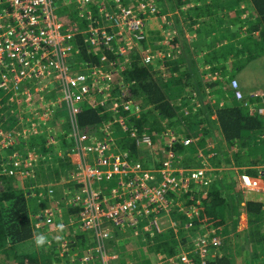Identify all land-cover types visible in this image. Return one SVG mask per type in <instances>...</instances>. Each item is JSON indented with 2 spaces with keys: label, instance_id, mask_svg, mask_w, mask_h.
Here are the masks:
<instances>
[{
  "label": "trees",
  "instance_id": "16d2710c",
  "mask_svg": "<svg viewBox=\"0 0 264 264\" xmlns=\"http://www.w3.org/2000/svg\"><path fill=\"white\" fill-rule=\"evenodd\" d=\"M163 1L165 3H174L173 0ZM176 1V4L179 5L184 3L182 1L186 2V0ZM187 2L198 5L194 12L195 21L207 19L208 25L211 21L220 28L224 27L223 24L232 25L237 31L229 35L227 38L228 43H226L225 39L220 38V45H217L218 49L215 46L218 41L211 43L213 37H210L209 43L211 44L208 43L210 49H203L207 46L206 44H200L201 34L197 30L193 32L195 36L193 38L190 37L191 45H189V48L185 43L184 47L180 49L177 39H172L167 42V45L172 47V56H169L172 59L163 58L161 66L153 65L155 62L154 57L149 63H146L135 52L131 58H128L129 51L126 52L122 57V59L124 57L126 58V56L128 58L125 61L124 70L119 75H113V79L110 80L115 86V89H113L110 95L113 93L120 94L121 91L116 86V83L121 80L127 86L129 97L141 102L139 108L146 110L136 116L128 117V121L133 123L131 125L137 128L138 133L145 131L152 137L155 152L157 151L156 143L160 144L158 145L159 152L160 148L163 151L160 156L156 155L158 159L161 156L164 157L168 151L177 155L186 148L189 150L185 151L186 153L192 152L196 155L197 146L203 147V141L205 140L200 139L196 141V145L194 146L190 144L183 147L178 142L171 143L168 146L162 138L156 137L154 134H159L164 130L163 128L168 127L173 133L185 131L186 134L192 133L196 137L199 135L198 133L201 134L203 132V137L206 138L208 135L204 133H208L207 128L201 127V125L202 122H209L205 120V116L210 114L214 115L215 122H213L216 124L217 131L223 140L228 143L230 148H234L237 143L242 148H247V154L245 152L244 155H236V157L241 159L242 157L250 156V159L248 158V165L257 166L263 157L264 138H262V135L264 133V116L257 113L255 109H264V95L261 97L243 96L240 101L234 97H230L229 100L227 94L230 91L225 84L230 82L229 78L232 79L234 77L233 73L237 76L246 66L250 68L249 62L254 60V56L258 57L264 54V0H189ZM128 4L133 5L132 2H128ZM228 12H232L231 15L233 18H227ZM93 20L97 21V16H93ZM190 20L195 24L194 20ZM79 22L87 25L85 19ZM224 28L228 30L227 26ZM151 34V31L147 30V38L141 42H148L149 35ZM241 34L245 35L239 37ZM239 38H242L240 39L241 44L236 48L231 41ZM81 44L78 39L75 46L77 45L80 48L82 55L87 57L88 60H94V54L92 52L88 53L87 49ZM192 52L195 53V57H193ZM228 60L235 62L234 64L228 65L227 69L229 70L230 68V72L224 69V63ZM206 70H208V73L211 71L213 75L221 74V78L223 79L219 83L217 80L212 83L213 87L216 86L214 88L217 95L216 99L213 102L211 101V103L203 104L201 103V97L204 94L203 91L207 87L210 88V84L208 85L205 82L208 81ZM171 87L173 92L180 93L179 100L181 103L177 106L170 101L169 96L174 95L168 92ZM4 100L5 98L2 99V101ZM252 109L255 112L253 114L250 113ZM11 110L12 112H9ZM59 110L61 109L57 111ZM18 111L19 109H0V112H2L0 130L5 132L15 128L16 134L12 138L18 142L9 145L5 150H1L0 156L11 155L18 152V150H21L20 152L32 151L34 156L40 153L46 156L49 151L55 150L60 146H67L64 150L66 152L71 148L70 145L73 144L74 137L71 134L73 124H76L79 129L86 132H91L93 127L99 128L102 135L104 126L117 117V115L110 112L97 110L88 105H82L79 112L70 120L68 117V109L62 108V116L67 120L65 125L54 121L49 126H41L40 129L39 127L35 128L33 125L36 123V120L23 123L24 119L19 116ZM125 113L127 112L120 108L118 116H124ZM35 114V111H31L30 117ZM162 122L166 123L164 125L165 127H162ZM65 127L69 130L67 135L65 133L61 134ZM110 130L116 136L121 151H128L133 160L139 161L145 167L153 166V156L155 155L150 152L151 150L149 151V149L138 146L135 140L129 138L117 125L109 127L108 131L110 132ZM49 137L54 139L53 143L50 142ZM194 147H196V151ZM14 156H16L15 158L20 166L26 164V161H21L18 155ZM2 159L4 160V158L0 157V160ZM6 161L13 166V158L7 159ZM226 162L230 161L228 160ZM64 167L70 169L71 165L65 162ZM1 173L2 170L0 168V184L1 181L3 183V188H0V264H53L54 262H60L62 258L60 259L58 257L57 259L56 254H53V252L40 253L38 255L26 247L25 243L33 237L34 230H36L34 229L36 220L30 216L32 213L30 205L32 202L38 209L39 204L36 202L37 199L29 200L22 189L14 187L11 184L10 177L2 176ZM249 173L251 175H257V171H249ZM224 174L225 172H223ZM193 187H191L192 192L186 194L187 200L191 199L192 196L194 197L193 201H189V203L182 197L170 196L174 203L182 201L185 206L195 204V208L191 212L193 215L194 231L199 229L214 231L212 236L224 238L219 246L221 249L218 248V250H215L210 246L206 264H236L235 255L231 252L233 250V247H231V239L233 238H230L226 234L227 230L225 227L223 228V223L227 221L226 218H228V213L232 208L230 204L238 205L237 202L234 203L231 200L229 195L230 187H228L225 181H216L214 178L210 179L204 185L196 184ZM225 192H228V195H225ZM257 197L260 198H247L243 206V211L248 220L249 230L247 236L252 239L258 238L252 242L255 247L251 262L252 264H264V195ZM196 200H198V204H196ZM48 201L44 200L42 207H45ZM171 210L170 217L177 224L176 227L169 228L161 233L151 230L141 232L143 234L141 237L130 236L128 238L133 242L131 246H133L134 250L130 260L143 259L142 264H159V257L161 260H165L179 254L182 249H185L187 246L186 239L188 237L186 235L187 230L183 225L188 221V217L185 216V211L184 213L180 212L175 205H173ZM77 212V209L69 208V213L73 219L76 218ZM65 222L67 223L68 221L66 220ZM71 229L69 235V228H67L66 249H68L69 254L77 253L78 257L83 259L81 253L84 249L91 247V244L88 243L91 235L89 236L87 233L75 230L72 231ZM121 234L124 233H121V231L114 232L112 234L113 237L106 243L112 244L114 239H118L119 242L117 244H121L120 239L124 238ZM125 234L131 235L132 233ZM237 239L239 238L237 237ZM61 243L63 242H59L57 246L59 247ZM148 244L149 247H147ZM119 250L115 249L113 251L118 254ZM127 256L129 257V254ZM81 259L80 261L75 260V262H69L80 264L82 263ZM95 260H88L87 263Z\"/></svg>",
  "mask_w": 264,
  "mask_h": 264
},
{
  "label": "built area",
  "instance_id": "2783aa9c",
  "mask_svg": "<svg viewBox=\"0 0 264 264\" xmlns=\"http://www.w3.org/2000/svg\"><path fill=\"white\" fill-rule=\"evenodd\" d=\"M71 1L81 6L90 2ZM127 1L133 5L117 3L115 14L102 8L99 16L97 15V21L87 15V28L80 29L74 22L61 20L63 14L59 11L60 0H0V94L17 97L26 92L23 95L30 99V82H54L61 90L62 103L68 108L70 120L79 112L80 104L84 102L90 107L108 102L106 99L116 95H110L115 89L110 80L113 75H119L124 70L125 61L128 59L127 56L122 59L123 55L129 51L133 42L147 38L146 27L156 10L154 0ZM76 5L75 7H81ZM113 29L123 30L127 34L130 32L131 40L119 43L118 35L116 37V34L111 32ZM78 39L88 53L94 54V60H88L82 55L80 48L75 46ZM142 59L149 63L152 57L144 55ZM123 85L121 80L116 83L120 91H126L127 86L124 88ZM229 87L236 100L242 99V92L235 79L230 80ZM123 93L119 94L125 99L120 108L127 113L121 116L122 118H116L113 125L120 127L138 146L151 149L155 155L153 166L145 167L139 161L133 160L128 151L119 152L118 148H115L116 138L113 136L112 139L108 131V128L113 126L111 122L104 126L99 139L90 143H86L91 140L88 132L73 124L71 134L74 137V147L63 155L67 157L66 163L75 169L70 181L74 190L66 193L68 199L65 204L78 210L76 218L74 221L68 220L67 223L61 221L57 228L51 211L44 213V210H48L47 207H43L36 215H31L36 220V228L45 227L50 233L58 229L63 232L64 240L60 244L62 250L66 249L67 228L70 222L76 225L75 231L91 235L95 244L84 251L81 259L84 263L96 258L100 259L102 264H107L116 258V255L109 256L105 251L106 242L113 237L110 224L117 226L121 233L139 225L140 228L133 231L136 237H141V232L150 230L161 233L163 230L161 226H157L156 217L168 218L173 205L177 206L180 212L188 211L182 206V201L174 203L170 195L183 198L191 192L192 184H201L206 180L207 165L201 164L202 167L198 169L179 167L178 155L171 151L166 153L165 161L156 166L158 153L154 151L152 137L145 131L138 133L137 128L131 125L133 123L128 121V117L136 116L141 110L126 99L127 94L124 91ZM94 95L99 96L102 101L91 103ZM112 106L113 104H110L109 109ZM256 112L263 115L264 109L259 108ZM159 136L168 146L174 142L182 146L194 142V138L187 134H183L179 140L168 131L161 132ZM50 142H54L52 137ZM206 158L200 155L201 161ZM15 162L13 166L20 167L18 161ZM10 173L13 172L9 171ZM260 173L264 175V156ZM24 174L29 173L25 171ZM110 183H114L116 189L104 196L99 184ZM52 188L49 186L41 195L42 198H37L36 202L43 203V198L52 196ZM168 224L170 228L176 227L172 220H169ZM184 227L190 230L194 228L192 218L188 217ZM202 231L203 233L195 239L193 248L189 246L185 251L165 260L159 257V264H206L210 246L219 247L221 242L212 236L213 231Z\"/></svg>",
  "mask_w": 264,
  "mask_h": 264
},
{
  "label": "rangeland",
  "instance_id": "374dc122",
  "mask_svg": "<svg viewBox=\"0 0 264 264\" xmlns=\"http://www.w3.org/2000/svg\"><path fill=\"white\" fill-rule=\"evenodd\" d=\"M155 1L156 0H154V2ZM187 1H189V0H186V2L182 1L184 3L179 5V4H176V2H177L176 0H173V2H174L173 4L167 3V2L165 3L163 0H159L161 6L163 8L165 7V11H163V13H161V10L155 4L156 10L154 13V17L151 18V20L148 22V26L146 27V29L150 30L152 33L151 35H149V41L146 43H142L141 41L140 42L139 41L133 42V44L130 46V49L128 52V58H131V56L133 55L134 52L136 54L140 55L141 57H143L144 55H149L152 58L153 57L155 58V62L153 61L154 66H157V65L161 66V64L163 62V58L172 59L171 57H169V56H172L171 55L172 54V47L168 46L167 42H169L172 39H177V41L179 42L180 49L182 47H184L185 43H186L187 47L189 48V45H191V38H193V36H195V33H193L195 30H197L198 33L201 34V43L200 44H202V45H205V44L208 45V43L210 42V37H213L212 39H214L211 43H214L215 40L218 41L219 38L225 39L226 43H228L227 38L229 37L230 34L235 33L237 31L236 28H234L232 25L223 24L224 27H226V26L228 27V30L230 29V31H228V30H225L224 27H222V28L217 27L212 21H211V23L209 22L210 24L208 25L207 19L195 21V18L193 17V13L195 12V8L198 5L197 4H190V2H187ZM117 3L119 5H124V4H128V1L127 0H119L117 2V0H90L89 3L84 4L82 6L74 4L76 6H81V7H75L74 11L71 12V13H74L75 15H73V17L70 19V21L84 20L87 15H91L92 17L93 16L95 17L97 15L99 16V11L102 8H104L108 11H113V14H115V11L117 9L116 8ZM168 4H171V5H168ZM167 11H168V13H167ZM223 12H225V11H223ZM158 13H159V15H158ZM231 13L232 12H228L227 18H230V19L233 18ZM190 19H194L195 24L192 23V21ZM61 20H66V18H62ZM211 26H212V28H211ZM210 29H211V31H213L212 34L210 33ZM243 29H245V28L243 27ZM111 32L116 34V37L118 35L119 43L121 41V43L123 44V43H126L129 40H131V38H130L131 33L128 31L127 32L129 34H127L123 30L117 31L116 29L111 30ZM117 32H118V34H117ZM146 33H147V31H146ZM206 34H207V36H205ZM219 34H221V36H219ZM244 35L245 34H241L239 37H243ZM203 37H205V38H203ZM206 39H208L207 42H205ZM240 39H242V38L231 41L232 44H234L233 45L234 47L238 48L240 46V44H241ZM211 43H209V44H211ZM130 52H131V54H130ZM193 57H195V53H193ZM253 59L254 60L249 62L251 69L248 68L249 66H246L243 69V71H241V73L239 75L236 74L237 76H235V74L233 73V76H234L233 79H235L237 81V84H238L243 96L250 94L249 96L261 97V95L264 93V54H261L258 57L254 56ZM199 60H200V58H199ZM156 61H159L160 63L156 62ZM228 63L234 64L235 62H233V60H231V61L228 60ZM249 69H250V71H248ZM206 75L208 77L207 82H209V83L215 82L216 80L219 83L222 79L218 75H213L211 71H210V73H208V70H206ZM204 76H205V74H204ZM28 86H29L28 90L30 91V94H31L30 99H28L25 95H23V93H26V92L20 93V95H17V97H16V95L12 96L10 94H6V95L0 94L1 99L5 98V101H4L5 103L0 101V109H19L18 113H19V116L22 119H24L23 123H27V122H30L32 120H36V123L33 124L35 128L39 127L41 129V126H49L50 123H52L54 121L62 123L63 125H65L67 123V120H65V117L62 116V108H65V109H68V108L62 103L61 90L59 88H57V85L54 82H44V83H34V84H31V82H30V84ZM169 86H171V85L169 84ZM209 86H210V88L207 87L206 90L203 91L204 96L202 98V100H204L206 102L208 101L207 103H210L212 101L211 97L215 94V91L213 90V88H214L213 85H209ZM123 87L125 88V84L123 85ZM19 91H21V90H19ZM123 91L127 94V99H129L134 105H136L138 107L141 106V102L139 100H137V101H139V102H137V101H135L134 98L129 97V92L127 90L125 91V89H123L120 92L121 95L124 94ZM168 92L170 94L171 93L174 94V95L169 96L171 103L174 104L175 106L179 105L181 103V101L179 100L180 93H177L175 91L173 92L172 87H171V89L168 90ZM126 94H125V96H126ZM259 94H261V95H259ZM22 96L25 97L26 100ZM106 100H108V102L104 103L103 105L94 106L93 108H95L97 110H102L105 112H110L112 114H115V115H117L116 118L121 117V115L118 116V113H119L118 109H120V106H122L124 104L125 99H123V97H120L119 94H116L114 97L108 98ZM94 101L95 102L102 101V99H100V97H97L94 95L91 98V103H93ZM84 103L80 104V107L82 105H86ZM110 104H113V106H112V108L109 109ZM98 108H101V109H98ZM146 108H147V106H146ZM58 109H61V110L57 111ZM112 109H117V110L112 111ZM140 110H141L140 112H143L146 109H140ZM255 110H257V109H255ZM31 111L36 112V114L34 115L35 117L32 115L30 117ZM9 112H12V110ZM250 113L253 114L255 112L252 109V111ZM1 114H2V112H0V118H1ZM262 114L264 116V112ZM56 116H57V118H56ZM211 118L212 117L209 114V119H208L209 122L212 121ZM113 121H111V125H113ZM23 123H21V124H23ZM108 123H110V122H108ZM163 123H165V122H163ZM93 129H94L93 131L88 132V136H90L91 140L89 139V142H86V143H90V141H93V140L96 141V139L98 140L99 137L101 136V132H100L99 128L97 129V128L93 127ZM208 129H211V127H209ZM216 130H217V128H216ZM114 131H115V129H114ZM163 131L164 132L165 131L171 132L168 129V127H167V129H164ZM211 132L212 131H210V133ZM64 133H65V135H67L69 133V130L66 127L63 128V130L61 132V134H64ZM210 133L206 132L204 134H208V137H209V136H211ZM216 133L219 134L218 136L221 137V138L220 137L219 138L223 140L220 133L218 131ZM15 134H16L15 128H13V130L5 131V132L0 130V151L5 150V148H7L9 145H12L14 143H18L16 141H14L12 138V136H15ZM112 134L113 133H111V130H110V135H111L112 139H113V136H114V138H116V136L114 134L113 135ZM175 134L173 133V136L177 140H179L183 136V131L176 132ZM198 134H200V133H198ZM213 134H214V132H212V135ZM159 135H160V133L154 134V136H156V137H160ZM200 135L203 136V132ZM263 135H264V133H263ZM263 135H262V138H263ZM49 139H50V137H49ZM66 141H69V140H66ZM218 141H220V140H218ZM114 142H115V148H118V151L121 152L119 149L117 140ZM211 142H212L213 146L216 145V140L214 139V137H213V140ZM158 145L159 144L156 143L157 153H158V156H160L161 153L159 152ZM70 146L74 147L73 145H70ZM66 148H67V146H60V147L56 148L55 150L49 151V153H47L46 156L42 155L41 153L34 156L32 151L20 152L21 150H18V152L11 154V155H1L0 156L1 158H4V160L3 159L0 160V168L2 170L1 175L2 176L5 175V176L10 177L9 180H11V182H12L11 184L14 185V187L22 189V191H24L25 195L29 198V200H35L37 198H42L41 195L43 194V192L44 193L46 192L47 187L53 185L52 186L53 187L52 188L53 189L52 196L43 198V200H50L51 201V203L50 202L46 203L45 207H47L48 210H44V213L46 214L47 212L51 211V213L54 216L53 221H55L58 217H60V219L62 217H66L67 220L68 219L73 220V217L71 216V214L68 211L69 207L65 203L67 202V199H68V195L66 193L67 192L70 193L74 190L73 184L70 181H71L72 173L74 172L75 169L72 165H71L70 169H68L67 167H64L67 157H64L63 153L65 152L64 150ZM243 149L247 150V148H243ZM225 152H224V154H229L226 150H225ZM14 155H18V158H20L21 161H26V164L23 166H20V167L12 166L6 160L13 158V163L15 165V163H16L15 161H17V160L15 158L16 156H14ZM263 156H264V153H263ZM165 157H166V153H165L164 157L163 156L159 157V159H157L158 164L156 166L160 165L161 162L165 161ZM195 157H196V155H195ZM232 162L234 164L231 163V161L225 162L224 164H221V165H223L221 167V168H223L222 171H219L221 173L217 172L215 174L216 175L215 176L216 181H220L223 178H225L228 184L230 182L232 183L233 176L231 177V175L227 174V173H231L230 171H234L235 172L234 175L239 174L238 177L240 176V178H239L240 182H238L236 185H234L232 183L231 190L229 191V195L231 197V200L234 201V203L239 202L241 200L242 196L244 195L240 191L258 193L261 196H263L262 194H264V181H263L264 175H262L260 173L261 166H263V157H262L261 162L258 166L250 167L249 170L257 171V175H251V176H248L246 174L241 175L242 173H240L239 170L233 169V168H236L237 160L233 159ZM9 171H11L13 173L9 174ZM25 171H27L29 174L28 175L24 174ZM223 171H225L227 173H225L223 175ZM55 172H57V173H55ZM210 178L209 179L206 178L205 182L201 183V185L208 183L210 181ZM196 184L200 185L199 183H196ZM196 184H194V185H196ZM99 186L103 190L102 194L104 196H108V193L113 192L116 189V187L114 186V183L102 184V185L99 184ZM0 188L1 189L3 188L2 181L0 184ZM191 192H192V190H191ZM225 195H228V192H225ZM235 195H236V198H235ZM239 197H241V198H239ZM183 199H185L188 202L191 199H194V197L192 196V198L190 200H187L186 194H185L183 196ZM236 199H237V201H236ZM262 199H263V197H262ZM232 206H233V211L236 212V213L232 212V214L234 216L237 215L238 211L240 213V210H241V212L244 213V211H243L244 208L241 207L240 205L236 206V205L232 204ZM30 207L32 210L31 214H33V215L34 214L36 215L37 213H39V210L41 211L43 209L42 203H40L38 205V207H39L38 209H37V207H35V204L32 202H31ZM34 209H35V211H34ZM70 209H74V208L70 207ZM70 217H71V219H70ZM234 218H236L235 221L233 223H231V221H230V223H231L230 225L235 224V226H236L239 222V217L237 215ZM152 219H153V217H152ZM156 223H157V226L158 225H159V227L161 226V229L163 231L170 228L169 224L167 222V218H165V217H163L161 219L156 217ZM183 227H184V225H183ZM44 228H42V229L44 230ZM110 228H111L113 233L114 232H120L118 230V227L115 226L114 224H110ZM139 228H140L139 225L134 226V229L133 228L126 229L123 233L124 234L125 233H130V234L132 233L131 235H129V234H125V235L134 236V232H132V231H134L135 229H139ZM186 230H187L186 235L188 238L186 239L187 240L186 241L187 246L185 247V249L188 248L189 246H191L193 248V244H194L195 239L198 236H200V234H202L203 231H202V229L196 230V231H194V229H192V230L186 229ZM68 233L70 235V231ZM188 234H189V236H188ZM240 234H241V231H240ZM54 236L55 237H54L53 241L57 242L59 240V237H56L57 234H55ZM184 236H185V234H184ZM244 239H245L244 236H242L240 238V240L236 239V241L234 242V244H235L236 242L241 241L240 245H238V247L236 246V248H235V250H238L237 259H236L238 264H243V263H240V260L244 257V254H242V252H244L246 255L252 254V252L254 251V247H255L252 244V242L255 240H253L252 238H250V241L248 239H245V240ZM221 241L222 240H220V242ZM118 242H119L118 239H114L112 244L106 243L105 251L108 253V249H110V251L111 250L113 251L115 249H121V248L125 249L124 246L117 244ZM88 243H90L91 246H93L95 244L92 237H90V239L88 240ZM132 243L133 242H129L130 245H132ZM244 243H246V244H244ZM147 247H149V244ZM54 249H55V247L52 246L51 250L53 251ZM126 249L128 251H134L133 246H126ZM185 249H182V251L183 250L185 251ZM64 250H65V252H64ZM64 250H62L61 246L56 248L55 254L57 253L56 254L57 259H58V257L60 259L66 257V255L68 254V249L64 248ZM63 252L66 254H64ZM70 255L68 254L67 261L71 260ZM76 259H78V258L76 257L75 259H73L74 262ZM110 261H112V260H110ZM110 261L107 262V264H111ZM98 262H99V264H101L100 261H98ZM142 262H143V259H141V260L136 259L135 261L130 260V264H142ZM82 263L83 264H97L95 261L90 262V263H84L82 261ZM55 264H67V263H65V262L63 263L62 261H60V263H55ZM261 264H263V263H261Z\"/></svg>",
  "mask_w": 264,
  "mask_h": 264
},
{
  "label": "crops",
  "instance_id": "0c3cea01",
  "mask_svg": "<svg viewBox=\"0 0 264 264\" xmlns=\"http://www.w3.org/2000/svg\"><path fill=\"white\" fill-rule=\"evenodd\" d=\"M60 8H59V11H62L61 13L63 14L62 15V18H66V20H63L64 22H68V23H72V22H74V23H76L77 25H78V27L80 28V29H85V28H87L86 26V24H84L83 22H79V21H75V20H73V21H70V19L73 17V15H75L74 13H71L72 11H74V9H75V5H74V3L71 1V0H60ZM155 4H156V6L162 11V10H164L165 11V9L161 6V4H160V2H159V0H156L155 1ZM190 4H193V3H190ZM196 4V3H195ZM168 5H170V4H168ZM163 13V12H162ZM167 13H168V11H167ZM193 17L195 18V14L193 13ZM192 20H194V19H192ZM210 33L212 34L213 33V31H211L210 30ZM214 40V39H213ZM219 40H220V38H219ZM219 40H218V43H216L215 44V46L217 47V45H220L219 44ZM217 40H215V42H216ZM221 42V41H220ZM206 48H203V49H210L208 46H210V45H207L206 44ZM201 48V47H200ZM217 49H218V47H217ZM220 49V48H219ZM221 59V58H220ZM231 63H228V61L227 62H225L224 63V69H226L228 72H230V68H229V70L227 69V67H228V65H230ZM251 68V67H250ZM248 71H250V69L248 70ZM216 75H218V76H220L221 77V74H216ZM229 78V77H228ZM223 79V78H222ZM233 79V78H232ZM229 80H231V78H229ZM212 83L213 82H211V83H209V82H207L206 81V84H210V85H212ZM225 85H227V87L229 88V93L227 94L228 95V97H229V100H230V97H232L233 98V93H232V91H231V89H230V87H229V83L227 82ZM224 85V86H225ZM207 87V86H206ZM216 87V86H215ZM214 87V88H215ZM214 88H213V90H214ZM205 90V89H204ZM193 94V93H192ZM250 95V94H249ZM259 95H261V94H259ZM264 95V93L261 95V96H263ZM203 96H204V94H203ZM203 96L201 97V102L203 103V104H205V103H207L206 101H204V100H202V98H203ZM245 96H248V95H245ZM97 97H99V96H97ZM216 97H217V95H216V93L211 97V100H212V102L216 99ZM234 101H236L235 99H234ZM211 103V102H210ZM200 105V104H199ZM182 110V109H181ZM184 110H186V109H184ZM211 119H212V121H214V119H215V117H214V115H211ZM205 120H207L208 121V119H209V114L207 115V116H205ZM212 121H210V122H202V125H201V127H205V128H207L206 130L209 132V131H211V129H212V132H214V134L212 135V132L210 133L211 134V136H209V137H206V138H204L202 135H198L197 137L196 136H194L192 133H187V135H190L192 138H194L195 140H194V142L192 143V146H194V145H196V141H198V140H200V139H202V140H205V141H203V143H204V146L203 147H200V146H197V152H196V157H195V155H194V153H192V152H185V151H189V150H187V148L185 149V150H183V152H179L177 155V157L179 158V162H178V166L180 167H184V168H186V169H198V168H200V167H202V165L201 164H205V165H207V167H208V170H207V173H206V178H210V179H212V178H214L215 179V174L218 172V173H221V172H219V171H222V169L223 168H221L223 165H221V164H224L226 161H228V160H230L231 161V163H233L232 162V160L234 159V160H237V163H236V168H233V169H235V170H239L240 171V173H242L241 175H243V174H246V175H248V176H251V174L249 173V171H251V170H249L250 169V167H253V166H249L248 165V158L250 159V156H247V157H242L241 159H239L238 157H236V155H244V153L246 152V150L245 149H243L241 146H239L240 144H235L236 146H234V148H230L229 146H228V143L227 142H225V141H223L222 139H220L221 137L220 136H218L219 134H217L216 132H217V130H216V124L214 123V122H212ZM212 122V123H211ZM164 124L165 123H161V125H163L162 127H165L164 126ZM209 127H211V129H208ZM175 128H178V127H175ZM163 129H167L166 127L165 128H163ZM162 132H164V131H162ZM172 132V131H171ZM184 133L183 134H186L185 133V131H183ZM173 133V132H172ZM175 134V133H174ZM176 135V134H175ZM208 135V134H207ZM213 137H214V139L216 140V145L215 146H213L212 145V140H213ZM220 137V138H219ZM162 140L163 141H165L163 138H162ZM218 140H220V141H218ZM224 142V143H223ZM200 143V142H199ZM160 145V144H159ZM219 146V147H218ZM184 147V146H183ZM228 147V148H227ZM189 148V147H188ZM195 148V151H196V147H194ZM226 148V149H225ZM225 150L229 153V154H224V152H225ZM245 150V151H244ZM161 151H162V149L160 148V153H161ZM226 153V152H225ZM246 154H247V152H246ZM200 155L202 156V157H204V156H206L207 158L205 159V161H201V159H200ZM234 155V156H233ZM234 164V163H233ZM260 163H258V165H259ZM257 165V166H258ZM254 167H255V165H254ZM223 172H225V171H223ZM225 173H227V172H225ZM234 171H231V173H227V174H230L231 175V177L233 176V181H232V183L234 184V185H236L238 182H240L239 181V178H240V176L238 177V175H234ZM226 177V176H225ZM227 178V177H226ZM221 181H225L226 183H227V181H226V179L225 178H223ZM232 183L230 182L229 184L227 183V185H228V187H230V190H231V185H232ZM192 187L194 186V184L193 185H191ZM233 188V187H232ZM191 190H192V188H191ZM242 194H244L243 196H242V198L241 197H239V198H241V200L239 201V202H237L238 203V205H240L241 207H243L244 206V203H245V201H246V199L247 198H250V197H253V198H260V197H257V196H259L260 194H258V193H253V192H247V191H240ZM247 195V196H246ZM262 195H264V194H262ZM235 198H236V195H235ZM238 198V199H239ZM190 200V199H189ZM260 200V199H259ZM46 201V200H45ZM48 201V200H47ZM190 201H193V199H191ZM236 201H237V199H236ZM48 202H51L50 200L48 201ZM187 203H189V201L187 202ZM228 204H229V202H227ZM196 204H198V200H196ZM231 205V211L228 213V218H226L227 219V221H225L224 223H223V228L225 227V229L227 230L226 231V234H228V236L231 238H233V239H231V242H232V244L233 245H231V247H233V250L231 251L235 256H234V258H235V262H236V264H238L237 263V252H238V250H235V248H236V245H237V247H238V245H240V241H238V242H236L235 244H234V242L236 241V239H237V237L239 238V240H240V238L242 237V236H244V238L245 239H248L249 241H250V238L247 236V233H248V230H249V227H248V220H247V218H246V215L243 213V212H241V210H240V213H239V211L237 212V215H238V217H239V222H238V224L235 226V224H232V225H230L231 223H233L234 221H235V219L236 218H234V217H236V216H234L233 214H232V212L233 213H236V212H234L233 211V206H232V204H230ZM238 205H236V206H238ZM182 206H185L183 203H182ZM186 207V208H185ZM184 207V209H186V210H188V211H185V214H186V217H190V218H192L193 217V215H192V211H193V209L195 208V204H189L188 206H185ZM69 211V210H68ZM187 212V213H186ZM68 214V213H67ZM32 215V214H31ZM30 215V216H31ZM191 215V216H190ZM68 217V216H67ZM69 218V217H68ZM70 219H71V217H70ZM188 219V218H187ZM67 220V218L66 217H62L61 219H60V217H58L54 222H55V224H56V226H57V228L59 227V223L61 222V221H63V222H65ZM69 220V219H68ZM67 220V221H68ZM75 219H73V220H71V221H74ZM169 220L171 221V217H170V215H169V217L167 218V222H169ZM230 221H231V223H230ZM36 222V221H35ZM173 222V221H172ZM185 223V222H184ZM35 225V224H34ZM177 225V224H176ZM235 226V227H234ZM241 227V228H240ZM68 228H69V231H70V228H72L71 230L73 231L74 229H76V225H74L72 222L68 225ZM172 228H174V227H172ZM240 228V229H239ZM34 229H36V230H34V234H37V233H42V234H44L47 238H48V243L46 244V245H44V246H40V247H37V246H35V244H34V241H33V237L29 240V241H27L26 243H25V245H26V247H28L29 249L28 250H30V251H34L36 254H40V253H49V252H53V254H55V251H56V248L58 247L57 246V244H59V242H63V240L64 239H62L63 238V232L60 230V229H58L57 231H55L54 233H50V232H48V230L47 229H45L44 228V230L43 229H40V228H36V227H34ZM240 231H241V234H240ZM133 232V231H132ZM213 233H214V231H213ZM34 234H33V236H34ZM55 234H57V236L56 237H59V242L57 241V242H55V241H53V239H54V235ZM121 236H124V238L122 239H120V241L122 242L120 245L121 246H124L125 247V249H120L119 250V253L117 254L116 252H114V251H110V249L108 250V254H109V256H113V255H116V258L115 259H113L112 261H110V263L111 264H130V258H131V256H132V253H133V251H128L127 249H126V246H131L130 244H129V242H132L130 239H128L130 236L129 235H125V234H121ZM126 236V237H125ZM133 237H135V236H133ZM214 237H216V238H218L219 240H223L224 238H220V237H218V236H214ZM244 239V240H245ZM258 239V238H257ZM257 239H253V240H257ZM222 242V241H221ZM238 243V244H237ZM90 245V244H89ZM52 246H54L55 247V249L52 251L51 249H52ZM37 247V248H36ZM89 248V247H88ZM218 248L219 247H213V249H215V250H218ZM219 249H221V247L219 248ZM86 249H84L83 250V252L81 253V255H83L84 256V251H85ZM231 250V249H230ZM80 253V252H79ZM253 253V252H252ZM57 254V253H56ZM68 254H69V252H68ZM68 254L66 255V257L65 258H62V262L64 263H67V264H71L70 262H73L74 260L73 259H75L76 257L78 258V259H76V260H78V261H80V259H81V257H78V254L76 253V254H69L71 257V260H70V262L69 261H66L67 260V258H68ZM127 254H129V257L127 256ZM242 254H244V257L240 260V263H243V264H247V263H249V264H252V262H251V257H252V254H248V255H246L244 252H242ZM82 256V257H83ZM66 259V260H65ZM138 260V259H137ZM98 261H100V259H98V260H95V262L97 263V264H99V262ZM94 262V261H93ZM56 262H54L53 264H55ZM58 263H60V262H58ZM100 263L102 264V262L100 261ZM73 264V263H72ZM80 264H83V263H80ZM153 264H155V263H153Z\"/></svg>",
  "mask_w": 264,
  "mask_h": 264
},
{
  "label": "clouds",
  "instance_id": "9594fccd",
  "mask_svg": "<svg viewBox=\"0 0 264 264\" xmlns=\"http://www.w3.org/2000/svg\"><path fill=\"white\" fill-rule=\"evenodd\" d=\"M33 241H34L35 246L40 247L48 243V238L42 233H37V234H34Z\"/></svg>",
  "mask_w": 264,
  "mask_h": 264
}]
</instances>
